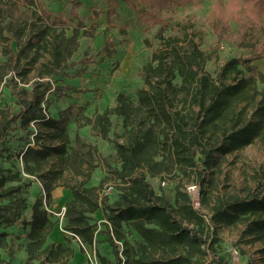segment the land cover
I'll return each instance as SVG.
<instances>
[{
    "label": "trees",
    "instance_id": "16d2710c",
    "mask_svg": "<svg viewBox=\"0 0 264 264\" xmlns=\"http://www.w3.org/2000/svg\"><path fill=\"white\" fill-rule=\"evenodd\" d=\"M119 1L109 0L108 22L117 15ZM122 1L136 9L146 27L159 24V43L140 66L142 84L134 97L117 92L114 104L77 119L73 135L69 108L51 114L46 103L49 89L63 95L66 84L36 80L29 97L15 95V109H0V264H16L8 255L17 247L35 264H72L76 248L81 253L94 248L97 264H234L230 250L217 249L215 230L239 222L254 240L264 241V181L244 196L216 197L204 213L192 205L186 189H156L147 178L169 170L166 160L189 165L204 205L206 171L219 156L256 139L264 143V68L252 62L264 55V47L246 57L229 56L212 77L193 22H176L174 33H164L169 28L166 14L183 0H144L142 8L133 0ZM212 1L209 19L217 41L254 45L252 31L238 27L236 33L230 21H239L240 14L252 30L264 29V0ZM33 4L36 0H0L6 62L16 68L29 53H35L31 64L40 51L48 52L46 73L55 75L72 58L80 36L91 32L77 13L79 0L69 10L70 32L60 25L68 20L63 15L45 8L38 13ZM23 33L24 43L14 48V38ZM104 40L106 49L109 38ZM28 71L22 66L20 72ZM84 125L112 142L116 161L111 171L117 181L112 199L102 193L106 176L89 184L98 166L97 148L80 137ZM59 185L70 191L61 219L46 208ZM33 186L36 194L29 200ZM97 210L103 217L100 226ZM60 220L61 231L55 228ZM53 230L62 234L61 240L51 239Z\"/></svg>",
    "mask_w": 264,
    "mask_h": 264
},
{
    "label": "rangeland",
    "instance_id": "374dc122",
    "mask_svg": "<svg viewBox=\"0 0 264 264\" xmlns=\"http://www.w3.org/2000/svg\"><path fill=\"white\" fill-rule=\"evenodd\" d=\"M74 1L76 0H36L32 8L38 13L41 12V8H45L53 14L63 15L67 20ZM133 1L139 8L146 5L144 0ZM79 2L80 4L76 6L77 13L91 35L82 34L80 36V44L72 58L55 75L46 73L49 53L44 51H40L31 64L27 62L35 56L34 52L23 57L16 68L9 67L6 62V40L3 38L5 33L0 35V109H15L17 107L15 95L20 98L29 97L31 85L36 80L49 78L53 86L66 84L62 90L63 95H59L58 91L53 88L49 89L46 94L48 97L46 103L51 114H56L61 108H69L68 130L71 135L76 131L77 119L82 118L83 115H92L96 111H102L107 105L114 104L117 92L122 91L131 97L135 96L136 88L142 84L139 75L140 66L151 56L152 50L159 43L156 34L159 24L146 27L139 20L136 9L129 3L120 0L117 15H113L111 22H108L106 10L109 0H79ZM212 2V0H183L181 5L173 7L166 14L169 28L164 33H174L176 22L186 20L193 22L198 30L196 40L209 56L205 68L212 77H215L218 67L229 56L246 57L257 54L264 47V29L256 27L252 30L250 22L239 14V21H230L231 28L234 32L238 27L246 32L252 31L255 36L254 45L239 44L234 40L217 41L215 30L209 19ZM22 8V5H19V9ZM67 23L60 25L66 28V32H70L73 20L70 18ZM105 35L109 38L106 49L103 48ZM26 36L27 33H23L15 37L12 43L14 48L18 49L24 43ZM82 58H90V60L85 63L81 61ZM252 62L258 68L263 69L264 55ZM22 66L29 68V71L21 73ZM66 86L73 87L71 89ZM113 119L115 120L114 117ZM79 129L80 137L97 148L95 161L97 160L98 166L94 170L95 175L92 181L94 182L95 179L98 182L101 177L106 176L103 186L108 184L116 186L117 181L111 171L116 161L111 140L95 135L88 125ZM120 129V126L116 125V130L120 131ZM9 135H11L10 132ZM6 140L12 144L11 137ZM12 152L14 151L11 150ZM162 157V154L158 156V158ZM166 162L169 170L165 169L156 175H147L148 180L156 189L160 186L172 189L176 185L183 190L189 182H194L198 190L201 189L197 182V175L189 165H180L170 160ZM263 174L264 143L260 139L240 149L220 155L217 163L206 171L208 181L204 188L208 203L200 204L198 208L207 213L209 212L208 205L216 197L244 196L256 190L264 181ZM162 180L164 183H161ZM33 187V191L31 190L27 195L29 200H33L36 194L37 188ZM102 193L110 199L115 191L113 189L108 192L102 191ZM98 226H100L99 222ZM54 236L56 239L60 235L55 234ZM215 236L218 238L217 249L220 253L230 250L234 264H264V252L261 250L264 247V241L254 240L252 235L245 230L244 222L219 225L215 230ZM8 256L16 264H35L36 262L25 260L26 252L19 247ZM73 259L72 264H89L85 252Z\"/></svg>",
    "mask_w": 264,
    "mask_h": 264
},
{
    "label": "crops",
    "instance_id": "0c3cea01",
    "mask_svg": "<svg viewBox=\"0 0 264 264\" xmlns=\"http://www.w3.org/2000/svg\"><path fill=\"white\" fill-rule=\"evenodd\" d=\"M94 175H95V171L92 174V177H91V180L89 181V184H96L97 183V180H95V179H94V182L92 181ZM69 197H70V191H69V189L67 187H64L62 185H59V186L55 187L53 189V191H52V198H51V202H50V205H49L50 210H52L54 213L58 212L62 208V206H64V203H65L66 199L69 198ZM112 198H110V199H112ZM57 216L59 217V219H61V217H62V216H59V215H57ZM95 216L98 218V222L100 223V220H102V218H103L102 214H101V211L97 210L96 213H95ZM60 223H61V220L55 226V228H57L59 231L63 230L60 227ZM58 230L51 231L49 236L51 237L52 240H61L62 239V234L59 233ZM62 233H64V232H62ZM55 234L60 235V236L58 238L54 239V237H55L54 235ZM80 253L81 252H79V250L76 248L75 249V258H77L80 255Z\"/></svg>",
    "mask_w": 264,
    "mask_h": 264
},
{
    "label": "built area",
    "instance_id": "2783aa9c",
    "mask_svg": "<svg viewBox=\"0 0 264 264\" xmlns=\"http://www.w3.org/2000/svg\"><path fill=\"white\" fill-rule=\"evenodd\" d=\"M161 183H164V180L161 181ZM113 189L112 184H108L104 186L103 191L108 192ZM185 189L188 191L190 198H191V203L194 207L198 208V205L200 206V193L197 188V185L193 182H189L185 185ZM46 208L50 210L47 206ZM64 212V206L58 211L55 212L56 215L62 216ZM86 256L87 259L89 260V264H97L94 248L91 249H86Z\"/></svg>",
    "mask_w": 264,
    "mask_h": 264
}]
</instances>
